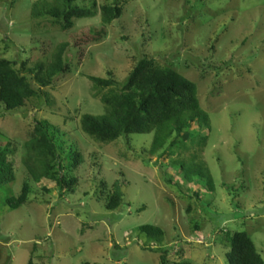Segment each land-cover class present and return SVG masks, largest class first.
Segmentation results:
<instances>
[{
    "label": "rangeland",
    "instance_id": "rangeland-1",
    "mask_svg": "<svg viewBox=\"0 0 264 264\" xmlns=\"http://www.w3.org/2000/svg\"><path fill=\"white\" fill-rule=\"evenodd\" d=\"M118 1L123 15L110 26H102L100 8L114 0H81L76 4L94 16L65 29L32 16L34 4L54 0H0V60L16 62L39 91L15 112L0 102V145L14 151L16 174L0 188V264H161L163 251L167 264H228L219 235L237 231L251 237L264 260V0ZM104 30L100 43L85 44ZM63 43L70 72L41 88L34 69L48 66ZM143 58L197 85L211 129L193 124L156 155L153 135L104 145L81 131L82 116L107 111L89 78L123 83ZM39 122L58 130L50 131L59 149L55 170L77 179L74 194L28 174L25 147ZM201 137H208L204 145ZM72 148L84 159L74 170ZM175 162L207 167L215 193L198 178L186 184ZM27 180L29 202L5 206ZM115 183L124 203L110 212ZM146 225L165 232L166 250H148L160 246L139 235Z\"/></svg>",
    "mask_w": 264,
    "mask_h": 264
},
{
    "label": "trees",
    "instance_id": "trees-1",
    "mask_svg": "<svg viewBox=\"0 0 264 264\" xmlns=\"http://www.w3.org/2000/svg\"><path fill=\"white\" fill-rule=\"evenodd\" d=\"M80 1L54 0L52 3H36L32 8V16L35 20L46 18L67 29L73 19H89L94 16L93 11L76 4ZM100 12L102 26H110L122 17L123 6L118 0H114L113 5L102 6ZM104 33L105 30L88 36L85 44L100 43ZM69 47L67 43L59 45L48 66L38 64L35 67L36 80L41 88L50 86L55 79L70 72L69 63L65 59ZM26 64H22L24 68ZM17 65L16 62L0 60V102L8 112L24 108L29 100L39 96V91L33 88L30 80L16 69ZM89 79L107 111L102 116H82L80 126L81 131L97 143L108 145L120 139H130L132 135H153L150 153L156 155L164 150L175 134H182L193 124L199 125L200 129H211L209 116L202 110L199 102L197 85L179 72L162 67L154 59L139 60L128 79L120 84L111 77ZM51 130L53 133L58 132L48 123L39 122L34 125L25 147L27 157L24 165L35 183L43 179L54 181L61 193L74 194L77 179L55 170L59 149L56 136L50 133ZM207 140L208 137H201L200 145H204ZM173 142L175 145L178 141ZM69 153V169H78L83 163V155L73 148ZM13 154L14 151L9 145L6 148L0 145V188L16 181L14 165L9 161ZM175 165L181 169V176L186 184H192L198 178L211 193H215L214 179L207 167L195 162H175ZM30 194L31 186L27 180L18 197L5 199V206L18 210L29 202ZM123 203L124 193L121 186L115 183L105 208L110 212L117 211ZM216 228L218 231L221 229V222ZM138 232L147 244L155 243L160 246L157 249H148L151 252L157 253L162 248L166 250L167 246L162 247L165 232L161 228L146 225L140 227ZM219 236L229 249L226 254L228 264H264L262 256L246 232H223ZM163 252L161 264H167L168 251ZM28 264L37 263L30 259ZM175 264L189 263L182 261Z\"/></svg>",
    "mask_w": 264,
    "mask_h": 264
},
{
    "label": "crops",
    "instance_id": "crops-1",
    "mask_svg": "<svg viewBox=\"0 0 264 264\" xmlns=\"http://www.w3.org/2000/svg\"><path fill=\"white\" fill-rule=\"evenodd\" d=\"M35 262V261H34ZM36 263V262H35ZM37 264H40V263H37Z\"/></svg>",
    "mask_w": 264,
    "mask_h": 264
}]
</instances>
